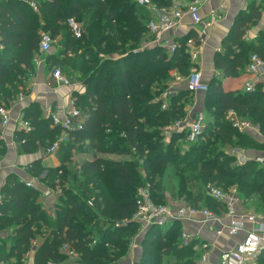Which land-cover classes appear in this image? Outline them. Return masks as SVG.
<instances>
[{
  "label": "trees",
  "instance_id": "trees-1",
  "mask_svg": "<svg viewBox=\"0 0 264 264\" xmlns=\"http://www.w3.org/2000/svg\"><path fill=\"white\" fill-rule=\"evenodd\" d=\"M34 1L36 10L29 6V0L0 2V105L7 107L25 92L22 77L32 71L40 33L45 31L53 39L62 37L61 52L47 54L46 61L64 66L60 67L63 73L75 75L86 85L83 93L74 95L87 118L81 129L70 132L68 140L60 144L57 166L45 168L37 160L29 169L30 176L43 185L40 188L54 187L59 180L62 193L54 205L53 218L43 207L40 188L25 186L13 173L6 177L1 188L0 230H8V235L0 239V263L22 264L33 252V264H62L67 258L60 248L68 245L79 254L80 264H117L136 234L137 226L124 220L136 209L137 189L148 183L153 201L166 203V169L178 176L171 195L184 197L185 204L204 206L219 214L222 204L204 189L212 183L226 192L234 188L242 203L256 196L255 208L264 213V164L253 159L238 163L216 146L264 153V91L225 90L216 77H210L207 90L199 92L206 126L198 141L181 154L177 146L184 142L187 127L172 133L167 141L163 129L185 118L192 92L181 83L167 98L166 108H162L160 97L169 88L172 70L183 77L193 68L197 70L186 45L190 38L175 42L171 54L163 47H147L150 38L145 35L151 15L134 0ZM151 1L158 7L172 3ZM259 16L255 8L246 13L224 41L225 51L215 55L214 68L222 70L224 77L238 76L253 53L264 58V33L255 39L257 43L242 39L248 23ZM69 17L81 23V37L72 35L66 23ZM230 109L257 124L262 137L239 133L226 118ZM23 111V118L33 128L28 133L14 131L15 141L23 139L19 143L23 151L43 150L60 135V128L52 127L50 119L41 116L37 103ZM72 151L91 154L92 159L72 162ZM112 156L130 158L116 160ZM97 216L124 223L111 226L109 232H95L94 239L91 222ZM180 234L177 221L152 226L141 241V264H159L162 256H179L187 249L194 252V261L198 256L193 250L195 241L182 245ZM39 237L43 241L34 247ZM115 238L119 244L113 242ZM256 260V264H264V249Z\"/></svg>",
  "mask_w": 264,
  "mask_h": 264
},
{
  "label": "built area",
  "instance_id": "built-area-1",
  "mask_svg": "<svg viewBox=\"0 0 264 264\" xmlns=\"http://www.w3.org/2000/svg\"><path fill=\"white\" fill-rule=\"evenodd\" d=\"M202 1L205 0H192L187 5L186 9L183 10L172 3L168 7H158L151 0H134L136 5L145 8L155 16L148 22L147 31L154 36L152 39L153 45L164 47L168 54L174 52L176 43H168L166 40L162 39V35L175 28L184 15H188L193 24L201 27V35H205L209 23L204 21L200 15L199 8ZM28 4L33 10H36L37 5L34 0H29ZM66 23L75 38L81 37L82 25L79 21L74 17H69ZM53 44L54 39L49 32L43 31L40 33L38 45L40 53L43 55L48 54ZM186 45L189 47L191 59H194L197 54L193 47L194 42L188 39ZM34 61L36 62L38 59ZM39 62L45 64L46 57L39 59ZM244 74L247 78L243 84V91L249 93L258 89L264 91V58L260 57L257 53L251 54L244 68ZM170 76L173 79L169 84V88L160 97V99L164 101L162 108H166L167 98L174 92V86L180 82H185L187 89L192 93L204 92L207 90V83L203 80V76L199 70H191L187 77H183L175 70H172ZM50 78L59 86L73 87L74 85L73 79L69 75L63 73L60 67L54 66L52 68ZM45 118L50 119L52 127H58L61 130L56 140L42 150L43 154L46 156L55 153L60 144L68 140L70 132L82 128L87 118V113L77 106L75 95H71L66 105H55V108H47L45 111ZM226 118L239 133L248 132L255 136L262 137V133L257 124H253L247 119H241L237 116L235 111L231 109L227 110ZM10 121V110L4 105H0V128L8 126ZM184 125L187 127L184 142L187 145L197 142L206 126V119L203 112H195L192 117L185 116L184 119L176 120L166 126L163 129V136L166 141L172 133L178 132L184 128ZM32 129L30 122L23 118V116L15 124V130L28 133L32 131ZM15 142L17 143L18 141ZM19 143H23V139H21L18 144ZM242 158V161L253 159L258 164H264V153L259 154L256 158L246 157V155H243ZM31 167L32 164H28L22 169L24 171H29ZM20 179L25 186L30 188H40V185L43 186L41 183L40 185L35 184L34 181H36V178L32 176ZM149 188L150 185L147 183L145 186L137 189L135 199L136 209L129 218L124 220L126 223L131 222L137 226L134 239L142 234L144 235L152 226L163 227L174 221L183 222L185 220H197V222L201 221L202 223L212 224L211 226H213L214 223H219V228L216 230L217 235L226 232L230 237H235L239 233L244 232V236L241 240L237 241L233 247L221 251L218 258L209 264H251L264 249V231L261 217L252 212H246L244 214L238 212L237 205H240L242 201L234 188L226 192L212 183L206 184L204 189L207 195L216 202L222 204V210L219 214L204 206L194 207L179 201L166 202L164 204L155 203L151 198ZM40 191L43 196L53 197L56 202L57 198L62 193V187L59 180H55L54 187L44 186L40 188ZM1 201L2 194L0 193V203ZM224 218H228V221L224 222ZM244 220L250 222V228L245 227ZM124 222L117 224L121 225ZM193 238L194 236L187 231H181L180 239L182 245H188L193 241ZM33 244L34 247L37 246L35 242H33ZM60 249L67 258L62 264L80 263L79 254L68 245H62ZM207 260L206 254H201L195 264H204L208 262ZM22 264H33V257L30 259L27 258Z\"/></svg>",
  "mask_w": 264,
  "mask_h": 264
},
{
  "label": "crops",
  "instance_id": "crops-1",
  "mask_svg": "<svg viewBox=\"0 0 264 264\" xmlns=\"http://www.w3.org/2000/svg\"><path fill=\"white\" fill-rule=\"evenodd\" d=\"M1 1L2 0H0V2ZM191 1L192 0H174V2L172 1V4H175L180 9L185 10ZM254 8L260 13L259 19L248 23L246 33L243 35L242 39L257 43L255 39H258L260 35L264 33V0L202 1L199 8L200 15L204 21L209 23V27L206 30L205 35H201V27L193 24L188 15H184L175 28L162 35V39L166 40L168 43H178L179 39L185 37L197 39L196 41L194 40L193 45L197 54L194 59L191 60L197 65V70L201 72L203 80L206 82L213 76L221 82L222 86H224L223 84H226V82V86H228V84L230 85L226 88L224 87L225 90L243 91V84L247 78L244 74L245 67L242 69L240 74L236 76V78L230 76L224 77L222 70L214 68V57L215 55L225 51L224 41L232 35L237 22L241 21L245 17V14L252 11ZM150 15L151 19L155 17L152 13H150ZM145 36L150 38L146 41L145 45L147 47L155 46L152 42L154 36L148 31ZM61 38L62 37L54 39V42L61 41L62 43ZM68 56L71 57L72 54L68 52ZM230 58H232L231 55ZM34 60H37V58H34ZM43 66L44 63L39 62V60L33 62V68L35 70L30 87H27L26 85L25 92L20 93L21 97L18 94L17 97L12 99L7 105V108L10 110L11 121L5 128H0V141L6 146L5 157L0 161V193L8 175L13 173L19 178L30 177L29 171H24L22 168L37 160H39L42 164V159L47 157V155L45 156L43 154L42 149H38L37 152L27 153L20 148L18 143L15 142V124L23 116V110L32 103H37L41 116L45 117V111L47 108H55V105H66L71 95H74L77 92L83 93L86 89V85H84L82 81L78 80L75 75H70L73 79V87H63L57 85L53 80H51L50 76H45ZM181 83L183 82L176 84L174 86V90ZM201 96L202 95L199 92L192 93L191 102L185 106L186 116L192 117L195 112L201 111L203 107V103L200 102ZM57 153L58 152L56 151L55 153L50 154L57 158L55 166L59 163ZM44 173L45 170L42 174ZM34 182L35 184L40 185L37 180ZM40 200L47 213L53 218L55 215L54 205L56 204L54 198L45 197L41 194ZM255 203H257L256 196L252 197V199H250L247 203L241 202L240 205H237L239 210L238 212L241 214L252 212L260 216L264 231V213L260 210L257 211ZM227 221L228 218H224V222ZM179 224L181 226V231L185 230L194 236L193 241L195 242L193 250L198 254L197 260L201 254H206L208 262L204 264H209L212 261H215L221 251L233 247L235 243L241 240L244 236V232L239 233L235 237H230L226 232L217 235L216 230L219 228V223H214V225L211 226L212 224L202 223L201 221L197 222V220H185L183 222H179ZM244 225L246 228H250L251 226L250 222L247 220H244ZM0 232L3 235L4 230H0ZM42 241L43 238L39 237L34 242L39 245ZM31 257H33V252L28 256L29 259Z\"/></svg>",
  "mask_w": 264,
  "mask_h": 264
},
{
  "label": "rangeland",
  "instance_id": "rangeland-1",
  "mask_svg": "<svg viewBox=\"0 0 264 264\" xmlns=\"http://www.w3.org/2000/svg\"><path fill=\"white\" fill-rule=\"evenodd\" d=\"M171 1L174 2V0H171ZM60 44H61V41L54 42V44H53L51 50L48 52V54L61 52V48H60L61 45ZM43 56L47 57V54L43 55L42 53L38 52L34 58H37L39 60V59H43L44 58ZM50 64L46 61V64H44V66H43L44 67L43 70L45 71L44 74L46 77H49L52 68L54 66H57V65H54L52 63H50ZM59 67L64 69V66H59ZM34 70L35 69L33 68L31 72L26 73V76L23 75V77H22V81L24 80V83H25L24 85H27V87H30L31 80L33 79V76H34ZM65 72H67V71H65ZM207 76H209V75H207ZM234 78H236V77H234ZM226 84H227V82H226ZM226 84H223L224 86H222V87L226 88V87L230 86L229 84H228V86H226ZM233 87H237V86H233ZM19 88L23 89V87H19ZM188 146L189 145H187L185 142H182L181 146H177V147H178L179 152L181 154H183V153H185V151H187L190 148V146L189 147ZM210 146L211 145H209L208 147H210ZM216 146H217V148H220V150L223 151L224 153L235 158L238 163L242 162V159H243L242 156L243 155H246V157H250V158H256L259 155L257 153V151H250L248 149L246 151V150H242L240 147H236V146H232V145H226V146L216 145ZM5 148H6V146L2 142H0V161L5 157V153H6ZM70 158H72V162H76L78 164H81L83 161L92 159V155L88 154V153H81L80 151H78V152L72 151ZM112 158L116 159V160L117 159L122 160V159H129L130 157L129 156H118V157L112 156ZM56 163H57V158L54 155H50V156L47 155V157L42 159L41 165L43 167H54L56 165ZM233 164H235V163H233ZM166 170H167V173H169L168 177L165 178V181H167V184H166L167 191L165 192V197L167 199L166 202L179 201V202L183 203L184 197H181V198L177 197L176 198V197H173L171 195V187L173 185H176L178 176H174V172L172 171V169H166ZM138 171L141 173L142 176H144V173H143L141 167L138 168ZM41 176H43V174H41ZM200 191L204 195V189H202ZM201 201L205 202L206 199L203 197L201 199ZM207 207H209V206H207ZM91 223H93L92 228L94 229L93 230L94 232L92 233L93 234L92 237H94V239H96V237H97L95 232H97L99 230L109 232L111 226L112 227H115V226L118 227L119 226L117 224L119 222L107 220L106 218H104L102 216H97L95 218V220H93ZM7 235H8V230H4L3 235L0 232V238L7 237ZM145 236L146 235L142 234L136 239L133 238V240L130 241V243L128 242L125 251H123L120 254L118 262H116V263L117 264H141V259H142V243H141V241H142V238H144ZM119 241H120L119 238L118 239L115 238V240L113 242H116L117 244H119ZM193 257H194V252L187 249L186 251L183 252V254H181L179 256H172V257L166 256V255L162 256V259L159 262V264H195L194 261H197V258L194 259V261H193V260H191ZM157 261H158V259H157ZM256 263H257V260L254 261V263H252V264H256Z\"/></svg>",
  "mask_w": 264,
  "mask_h": 264
}]
</instances>
